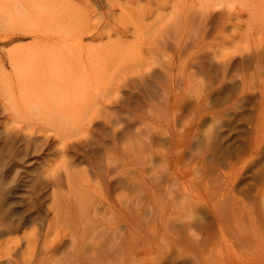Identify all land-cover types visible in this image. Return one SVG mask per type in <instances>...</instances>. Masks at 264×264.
Returning <instances> with one entry per match:
<instances>
[{
  "label": "rangeland",
  "instance_id": "374dc122",
  "mask_svg": "<svg viewBox=\"0 0 264 264\" xmlns=\"http://www.w3.org/2000/svg\"><path fill=\"white\" fill-rule=\"evenodd\" d=\"M104 1L66 0L92 22L104 12V23L92 32L94 37L103 33L102 38L85 37L83 42L119 53L109 69L103 97L108 103L87 112L88 117L96 112L88 130L87 117L78 119L84 122L85 136L79 131L62 151L56 126H49L53 120L43 118L44 125L36 116L31 123L16 117L6 124L8 112L0 96V215L6 208L12 211L17 231L11 236L21 237L32 228L44 231L54 190L57 201L68 200L72 206L79 230L88 232L80 240V248L87 251L84 257L94 256L97 263L109 264L111 258L114 264L111 260L122 254L115 252L114 243L121 240L123 257H128L129 231H134L136 264H264V95L258 80L247 87L240 76L254 70L252 60L232 55L230 49L228 61H221L211 23L203 34L205 44L196 48V39L204 37L196 0ZM186 4L196 6L185 13L182 24L180 11ZM172 6L179 10L177 17ZM215 16L212 25L219 20ZM173 17L177 25H172ZM1 39L0 61L9 72L3 51L28 38L6 49ZM180 39L185 42L177 47ZM115 155V165H108ZM46 174L56 183H35ZM13 179L20 184L11 186ZM39 202L41 213L33 219ZM111 224L117 230L108 231Z\"/></svg>",
  "mask_w": 264,
  "mask_h": 264
},
{
  "label": "bare ground",
  "instance_id": "6f19581e",
  "mask_svg": "<svg viewBox=\"0 0 264 264\" xmlns=\"http://www.w3.org/2000/svg\"><path fill=\"white\" fill-rule=\"evenodd\" d=\"M193 1L194 0H189V2H193ZM195 3L197 4V9H196L197 14H199L198 16L199 21L197 18V22L200 23L199 24L200 26L202 25L201 26L202 36H204L203 34L206 35V32H208V26L211 23L212 27L210 28H212L213 34H215L214 37H216V35L217 37H219V40H217L215 44V48L217 47L215 51L216 56L220 58L221 61L225 60L227 59L226 57L228 56V53H230L229 50L231 49L232 55L237 54L242 59L245 58V60L247 59L252 60L254 70L251 71V73H249V76L248 74H244V73L240 75L241 84L250 87L251 83H253L254 81H256L257 83L258 80L257 83L259 84L258 87H260L259 89L261 90L262 95H264V71H261V73H259L261 67H264L261 66V63H264V60L261 59L264 58H262V56L260 57V53L264 52V0H196ZM196 4H192V5L186 4L187 5L186 7L184 6L182 7V11H180V13L182 14V17H180L181 18L180 23L183 24L182 19L185 21V18L187 17V16L184 17L185 13L189 12L190 9L193 10ZM72 6L71 7L70 5L68 6L66 0H0V38H2L1 43L3 44V46L5 47L10 45L11 43L13 44L15 40H19V39L23 40L28 38V41L26 42L17 43L15 45H11V47L8 48L5 47V49L6 48L7 49L3 51V55L6 60L5 62L10 68L9 72H5L3 63L0 61V93H1L0 96L4 98V102L3 99H1L2 100L1 104L4 103L3 108L7 109L5 111L8 112V113L6 112L8 117L7 119L8 122H6V124L11 123V121L16 119V117H19L22 120L23 119L28 120L29 123L32 122L31 120L33 121L35 120L34 118L35 116L39 120H43V118H49L51 121L52 120L54 121L53 125L52 123L49 122V126H51V129L52 126L53 128L54 126H56L54 128L55 129L54 132L57 131L56 133L58 135L57 141L58 144H60L59 146L61 147L62 151L66 145L65 143L67 142L66 141L67 139L69 140L73 136H74L73 138H75V135H78V133L81 132L83 136H85L84 134L86 132L81 130L84 128L83 124L84 122H86V125L87 123L89 124L90 123L89 120L93 119L94 117L93 114L96 112L90 114L91 117L93 116L92 118L87 116L88 113H90V111H94V110L96 111L99 105L103 107V105L106 104L105 101L107 99H103V97L106 96L107 94V87L110 79L109 78L110 76L108 77V75L110 74L109 72L110 65L112 61H114V59L117 57L114 55L119 56L118 52L114 53L113 52L114 50L113 51L110 50L111 48L108 46L105 45L90 46L91 44L89 45L83 42L85 37L91 38L93 36L92 32L94 31V29H98L99 26H101V24L104 23V12L103 13L100 12L99 14H97L98 20L92 22L90 21V17H88L86 14L81 15L82 12L76 11L75 10L76 8L73 6L75 8L74 9ZM172 9H173L172 16L177 17L179 13L178 8L176 7L173 8L172 6ZM122 10L123 8L121 9V11ZM214 16L215 17L219 16V20L214 25H212ZM176 17L175 18L173 17L174 22H172V25L174 24L177 25V23H175L178 20ZM243 18H245L244 21ZM191 21L192 18L189 20V22ZM199 25L198 27H200ZM226 29L230 30L229 35L225 34ZM198 34L199 32H197V35ZM102 36L103 33H99L95 35V37L94 36L93 37L97 39H101ZM193 37L195 36L193 35ZM205 37L207 36L196 39V45H197L196 48L198 47L200 48V46L203 47L202 44L203 43L205 44V40H204L206 39ZM181 40L183 39H180V42H178L177 47H180L183 44V42H185V40L182 42ZM107 43L109 42L107 41ZM225 48L228 49V51H225ZM232 55H229V57ZM262 55H264V53H262ZM256 58H261L260 59L261 62H259V64H257L258 62ZM114 66L115 65H113L112 67ZM83 116L84 118L87 117V121H85L86 119L84 120ZM80 118L83 119L84 122L79 121ZM78 121L80 123H78ZM44 125H46L45 122ZM87 127L89 126L88 125L85 126L84 130L85 129L88 130ZM56 128L60 130V132ZM82 134L80 135L82 136ZM54 136L56 137L55 134ZM112 140H114V138ZM78 141H80L79 138ZM72 142L73 141H71V143ZM65 149L67 148L65 147L64 150ZM117 155L113 156L112 159L108 158L110 159L107 160L108 165L111 166L113 162L118 160L119 157ZM53 171L54 168L52 167L51 173ZM47 174L44 177L45 180H41L42 178H39L40 180L39 179L36 180L35 183H44L45 181L48 180L49 182H53V184L56 183V179L51 177V175L54 173H52L50 177L49 175L47 177ZM66 182H67L66 184H69L68 176H66ZM10 183H12L11 186H17L20 184L17 179L11 180ZM6 187L3 188L4 191L6 190L8 192H11V189H8ZM16 190L13 189V191ZM58 197L60 199V196ZM57 200H58L57 194L54 190H52L50 203L47 206L45 205L47 207L45 208L49 211L51 216L50 219L47 221L45 229L42 233H40V229L32 228V230H30L28 233H22L21 237L18 238L13 237L10 234L17 231L16 228L17 223L14 224V221L11 219L12 211L9 210L10 208H6L5 213L3 215H0V239L3 237L1 239L2 241H0V264H89V263L104 264L105 263L103 262L104 258H102L103 263L100 262L97 263L99 260L98 261H95V259L92 260V257L94 256L89 257V259H91L92 261H89L87 257H84L87 251L80 248L81 246L80 240L85 239L86 230L85 228L84 230L83 229L79 230L81 226L80 223H79L80 226L79 225L77 226L75 224L77 222H74L75 219L72 216L73 210H71L70 208L72 206L69 204V202H67L68 200L64 201V204L60 202L61 200L60 201ZM2 204L3 202H1V208H2ZM40 210H41V204L39 202V206H35L34 209L36 215L32 213L33 219L39 218V212L41 213ZM134 217L135 216H133V218ZM89 218H91L90 214H89ZM84 221L85 219L82 221V224ZM91 224L92 223H89V225L87 226H90ZM100 228H102V226ZM105 228L103 230H106ZM107 228H109L108 231L110 230L114 231L115 229L117 230V224L116 225L111 224L110 227ZM95 230H98V228H96ZM129 232H130L129 234L130 238L128 239L130 240L129 243L131 244V245L129 244L130 245L129 256L126 258L123 257L124 256L123 250L125 247L123 245L124 243H122V240L121 241L119 240L120 242L114 241L115 250H116L115 252H119L122 254L120 256L118 255L115 256L112 259L113 261L111 260V263L113 262L114 264H136L137 258L135 256L136 255L135 253L138 250L135 251L136 246L134 243L136 240H133L136 239V237L134 236V231H129ZM86 233L88 232L86 231ZM92 235L93 234H91L90 236L92 237ZM39 236L41 237L39 238ZM113 237L115 236L113 235ZM87 239L90 238L87 237ZM96 241L98 242L97 245L102 243L97 239ZM64 245L66 249L67 247L69 248L68 252L65 253V256H63L62 254V257H59V255L58 257H56V254H58L60 251L61 252L67 251L65 248L62 249ZM125 245L126 247L129 246L127 244ZM99 246L97 247L99 248ZM91 251L94 252V249ZM95 251H97L96 247H95ZM93 252L92 253L90 252L91 255L93 254ZM94 254L96 253L94 252ZM107 254H110V252L106 253V255ZM101 255L102 254H100V256ZM111 256H113V254ZM96 257L97 259L98 258L100 259V257L98 256ZM109 258L110 257H108V259ZM110 259H109V264H110Z\"/></svg>",
  "mask_w": 264,
  "mask_h": 264
}]
</instances>
